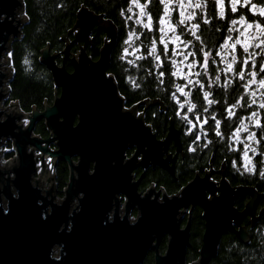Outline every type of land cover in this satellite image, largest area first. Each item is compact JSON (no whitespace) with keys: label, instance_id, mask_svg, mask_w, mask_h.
Listing matches in <instances>:
<instances>
[{"label":"water","instance_id":"95a60500","mask_svg":"<svg viewBox=\"0 0 264 264\" xmlns=\"http://www.w3.org/2000/svg\"><path fill=\"white\" fill-rule=\"evenodd\" d=\"M23 12V0H0V101L9 90L4 82L12 75L11 44L22 37L28 21ZM95 26L106 35L97 59L86 50ZM116 38L111 20L81 5L72 27L60 38L65 41L62 51L51 52L48 42L40 49L38 58L56 89L52 102L44 97L43 108L31 105L29 114L19 109L16 99L0 105V144L4 139L12 143L0 148V264H142L149 252L153 264H210L225 232L247 243L244 217L253 226L264 213V205L255 213L264 193L251 185H232L224 159L219 169L211 168L212 153L209 171H196L176 193L156 189V184L138 190L149 167L174 176L176 155L169 152L170 143L175 153L182 145L171 117L163 138L146 123L148 105L157 102L165 109L158 98H144L124 109L125 100L107 72ZM75 44L78 50L72 53ZM41 120L46 137L33 134ZM9 149L14 155L3 159L2 152ZM60 161L67 165L68 180L63 198H55L54 166ZM139 168L143 171L135 179ZM213 171L220 172L218 180L211 178ZM239 194L248 196L241 209L234 204ZM196 206L204 229L197 258L187 261ZM133 210L136 216L131 219Z\"/></svg>","mask_w":264,"mask_h":264},{"label":"trees","instance_id":"16d2710c","mask_svg":"<svg viewBox=\"0 0 264 264\" xmlns=\"http://www.w3.org/2000/svg\"><path fill=\"white\" fill-rule=\"evenodd\" d=\"M23 1L28 21L22 28V37L15 39L11 44L14 73L10 82L11 98L17 99L23 109L30 110L31 105L42 109L44 97L46 102H52L56 89L49 70L38 58L41 52L40 49L46 47V42H48L51 52L62 51L65 41L60 38L72 27L76 12L81 5H85L96 13L106 14L116 27V44L111 51L107 72L113 75L118 91L125 100V105L133 106L144 98H158L165 106L164 110L163 108L159 109V104L153 102L145 110L144 119L146 123L151 125L152 131L158 138L165 136L170 117L182 128L185 123L182 121L181 116L183 112L187 113L194 121L199 109L202 113V119H210L211 114L203 111L204 104L207 102L203 101L200 95L197 96L198 85H189L187 87L193 94L192 102L197 105L193 111H188L187 105L181 109L177 99L170 95V92L173 91L178 95L179 101L184 99L181 98V94L176 92L175 85L178 84L179 79L171 75V72L174 71V67L171 65L174 55L168 53L167 56H163L160 52L163 45L159 44L158 41V28L160 26L157 22V14L160 8H157V4L151 9L154 11V22L153 30H149L141 24L124 20V14L128 11L126 7L127 0ZM223 26L222 24L217 26L214 24H203L202 35L199 39L201 47L199 48H211L213 55H215L216 50H219L224 40L222 36ZM132 28L139 34L140 38L135 40V43L130 46L125 41L129 39L127 37L128 31L132 30ZM105 36V33L97 26L93 28L92 43L86 49L93 59L98 58L100 46L103 44ZM152 39L157 40L158 54L162 55L163 65L159 68L154 57L150 55V40ZM186 40L189 41V38ZM190 43L198 54V40L190 39ZM134 46L135 49H133ZM125 49H127V52H125ZM76 50H78V46L75 44L70 51L76 53ZM243 56V49L237 45V60H242ZM214 58L219 61L218 56H214ZM57 61L60 63L61 58L58 57ZM65 67L69 71L72 69L68 61L65 62ZM236 67L240 68V64L234 66V68ZM213 70H215L214 73ZM213 70L209 71L208 76H202L200 80L201 83L205 84V88L212 93L210 98L217 101L210 107V111L216 112V119L221 120L220 131L224 133V136L223 138L217 136L215 128L210 126L214 124H209L207 148L205 149L204 147L199 153L204 155V164L201 167L208 166L212 153V164L215 167L219 168L221 161L224 159L225 176L232 185H251L259 192L264 193V175H261L264 172V164L255 166L253 171H248L243 164L242 146L239 145V150H232L228 142L227 131H229L230 127L228 126L227 108L239 96L241 86L238 85L241 82H236L235 78L234 81L231 73L225 74L219 68ZM161 71L165 73L163 77L159 75ZM215 76H220V84L213 83ZM161 80H163V83H161ZM229 80L232 83L229 86H224ZM35 133L42 137L47 136L42 120L35 126ZM188 144L186 142V146ZM127 153L130 154L131 151ZM185 155L184 160L178 163L174 176L160 167L154 169L150 167L146 172L148 177L146 181H142L139 190H145L150 186L151 182H154L158 187H163L168 194L176 193L180 187L193 177L195 169H198V153L195 155L191 154V152H185ZM67 180V165L65 162L60 161L56 167V181L59 190L66 186ZM246 199V194H239L235 197L234 204L241 209ZM190 222L189 246L186 252L187 261H192L198 256L201 234L204 229V222L199 207H195L192 210ZM244 225L249 233L247 243L240 242L233 233L225 232L219 242L217 254L210 264H264V213L253 226L249 225V221H245ZM166 240V238H162L165 244ZM164 248L165 245H163ZM142 264H153L152 252L146 255Z\"/></svg>","mask_w":264,"mask_h":264},{"label":"snow or ice","instance_id":"6c2138e0","mask_svg":"<svg viewBox=\"0 0 264 264\" xmlns=\"http://www.w3.org/2000/svg\"><path fill=\"white\" fill-rule=\"evenodd\" d=\"M157 2L162 3L164 5L163 17H161L159 13L157 14V22L160 26L158 28V31L160 33L158 41L159 44L163 45V48L160 49V52L163 54V56H167L170 51L169 43L175 44L177 49H179L181 44L184 45V48H187L189 46V42L182 40L181 36L177 34V27L180 25H184L185 27H187L188 22L196 18V13L194 11L190 12L188 11V9H199L201 12H203L204 9L207 7V0H157ZM150 3L151 0H145L143 4L140 2V0H131V5L139 9V13L137 15L140 18L136 20V23L143 25V27L146 29L153 30L152 15L146 11L148 4ZM216 5H219V16L223 18L225 16V0H214L213 7L215 8ZM230 5L231 12H237L238 6H240L248 8L249 11L258 15L259 17L264 18V0H259V4L254 3L253 0H230ZM133 7H129L128 11L132 12ZM176 11H178L180 19L176 20L174 24L172 22L171 13ZM144 17L147 18V22H145V20L143 19ZM129 19H131V17H129ZM209 22L210 21L208 20H204V23ZM231 24L232 28L228 29V31L230 33L236 32L238 35L236 38H233L232 35H229L227 37V41L231 43L229 44L228 42H225L221 46V51L228 50L226 52V55L224 57H221V59L224 60L226 63V67L222 69V71L225 72V74L231 73L233 77H237L240 81H244L242 85L238 86H242L244 89H248L245 95L250 97L251 99L250 103L248 101H245V103L241 104L240 107H251L252 105H256L258 103L257 93H259L261 100L264 101V91H262L264 90V76L260 75L261 73H264V63L261 64L258 71L247 70L249 67L255 69L257 63L255 60L257 53L251 51V49L258 48L264 51V21H250L242 14L239 20H231ZM237 25H240L243 28V31H241V28L236 27ZM199 27V23H193L191 25V28L188 29L191 35L196 37L197 40L200 39V37L196 35V30H198ZM169 33H171L172 35H169ZM139 38L140 36L136 32H130L129 39L125 41V43H128L131 46V44L135 43V40ZM150 44V55L154 57L155 61L157 62V67L159 68L163 65V60L162 55L158 54L157 40H150ZM237 45H239L243 49V53L247 54V56L240 61L237 60ZM125 52H127V49H125ZM228 54H231L232 57L230 61L227 60ZM175 55L183 56L184 59L180 61L173 59L171 61L172 67L176 69L174 72H171V75L179 76L185 81H187L186 84L175 85L176 92L180 93L184 97H187L188 99L184 100L183 103H180L175 93H173V98L177 99V102L180 103L181 109H183L185 105H187L188 111H193L196 109L197 105L192 102V92L185 91V89L189 85H198L200 89H204L205 84L201 83L200 80L194 81L190 78L191 75H201L200 72L193 73L192 69L199 65L203 68L204 74L207 75L210 69L209 60L211 58L212 62L214 63L215 58L213 57V54L211 52H203L202 62L193 59L191 63L185 65L184 61L187 60L189 57L194 58L196 56V53L189 52L187 55H185L184 51L180 50L175 51ZM217 55H219V53H217ZM237 64L244 66V70H241L238 67L234 68V65ZM185 67L189 70L187 73L184 71ZM214 71L215 70H213V73ZM159 75L160 77H163L165 73L161 71ZM257 77L260 78L257 79ZM220 80V76H215L213 83L220 84ZM161 83H163V80H161ZM231 83L232 81L229 80L224 86H229ZM253 85H256L255 89H253ZM211 95L212 93L210 91L203 92V99L207 101L209 107L217 103L215 99L210 98ZM239 99L242 100L243 97ZM238 103L239 100L237 102H234L232 107L227 109L229 117L236 116V112H234L233 109L236 108ZM258 107L260 109H264V102H260L258 104ZM207 110V108L203 109V111ZM182 118L185 119L186 122L193 128L197 127L198 125L203 128L204 124H208V118L202 119L199 115L195 116V121L197 123H193V120L189 119L187 115ZM210 119L214 122V125L210 126H213L215 128L216 135L223 138L224 133L220 131L221 120H217L215 116H211ZM237 119H239V117H237ZM245 119L253 127L261 129L260 135L261 137H264V123H262L260 114L257 111L253 110L250 116L245 117ZM249 123H241L240 127L236 128V130L231 133V136L234 140L240 142L241 132H246L248 133L246 138L247 141H253L256 144H259L260 140L257 139V133L250 131ZM196 139H199V137H196ZM249 152L256 153V148L252 147L251 144L244 142V159L246 161L245 167L248 171H253L254 166H249L251 165L252 160V157L249 156ZM260 155H264V153H260ZM261 175H264V172H262Z\"/></svg>","mask_w":264,"mask_h":264},{"label":"flooded vegetation","instance_id":"af4514ba","mask_svg":"<svg viewBox=\"0 0 264 264\" xmlns=\"http://www.w3.org/2000/svg\"><path fill=\"white\" fill-rule=\"evenodd\" d=\"M140 2L143 4L145 2V0H140ZM254 3H258L259 4V0H253ZM213 3H214V0H207V7L204 9L203 12H201L199 9H188V11L190 12H195L196 13V18L192 21H190L187 25V27H185L184 25H180L177 27V34L181 36V39L184 40V41H187L186 39L189 38V46L186 48V50L188 52H195V49L194 47H191V43H190V39L193 40V39H196V37L192 36L191 33L189 32L188 29H190L189 26H191L193 23H199L200 27L198 30H196V35L201 37L202 35V28H203V24H214L215 26H217L218 24H222L224 25L223 26V42L221 43L220 47L224 44L225 41H227V37L229 35H232L233 38H236L237 37V33L236 32H229L228 29L232 28V24H231V20H239L240 19V16L243 14L246 18H248L250 21H264V18L262 17H259L258 15L254 14L253 12L249 11L248 8H245V7H240L238 6V11L237 12H231L230 8H231V5H230V0H225V16L223 18H221L219 16V11H220V8H219V5H216L215 8L213 7ZM157 4V8H160V10L158 11L159 15L161 17H163V7L164 5L162 3H158L157 0H151V3L148 4V7L146 9V11L148 13H150L152 15V18H153V22H154V11L151 10L153 9V7H155V5ZM126 7L127 9L129 7H133L131 5V0H127V3H126ZM215 13V14H214ZM104 15V18L105 19H109L106 14L102 13ZM129 17H131V19H129ZM171 17H172V22L175 24L176 20L180 19L179 17V13L178 11L176 12H172L171 13ZM139 17L137 16V10L133 7V11L132 12H129L127 11L126 14H124V20H126L127 22H132V23H136V20L138 19ZM110 20V19H109ZM204 20H208L210 21L209 23H204ZM208 28V26H207ZM217 28V27H216ZM130 32H135L134 29L132 28V30L128 31V35L127 37L129 38V33ZM137 33V32H136ZM138 34V33H137ZM139 35V34H138ZM160 35V33H159ZM200 42L198 40V48L201 47L200 45ZM239 46V45H238ZM240 47V46H239ZM216 48V47H215ZM169 54L172 52L173 48H172V45L171 43H169ZM220 49V48H219ZM218 49L216 50L215 52V55L214 56H218L217 53H218ZM251 51H254L257 53L256 57H255V60H256V68L255 69H252V68H248L247 70L248 71H258L261 64L264 63V51H262L261 49H258V48H253L251 49ZM203 52H211L213 54V50L210 48V49H201L199 48L198 49V54L197 52L196 53V56L197 58H194L195 60L197 61H200L202 62V56H203ZM225 54L224 52H222L218 57H219V61H216L213 63L212 62V59L210 58L209 60V65H210V69L209 71L213 70V69H224L226 67V63L224 60L221 59V57H224ZM247 56L246 53H244V56H243V59ZM231 55L230 57L227 55V60L230 61L231 60ZM251 63V62H250ZM235 66V65H234ZM240 69L241 70H244V66L240 65ZM194 72H200V76H194L192 77L191 79L192 80H200L202 76H208V73L207 75L204 74V70L201 66L197 65V67L194 68ZM261 76H264V73H261L260 74ZM176 78L179 79V82H183L182 84H186L187 81H185L184 79H182L181 77H177ZM232 78L236 79V82L240 81L237 77H233ZM260 77H257V79H259ZM234 79V81H235ZM246 79H247V72H246ZM201 81V80H200ZM242 85L244 83V81H240ZM234 86V85H232ZM253 89L256 88V85H253L252 86ZM187 89V88H186ZM188 90V89H187ZM189 91V90H188ZM204 91H208L206 88L204 89H200L199 86H198V95H200L203 99V92ZM248 91V89H244L242 86H241V91L239 92V96L236 98L235 102H237L239 100V103L237 104L236 108L233 109L234 112H236V116H233V117H229V123H228V126L230 127L229 131H227V135H228V142H229V145L230 147L232 148V150H239V145L242 146V149H243V153H242V159H243V164L245 165L246 164V161L244 159V142L246 143H249L252 145V147L256 148V153H252V152H249V156L252 157V160H251V165H249L250 167L251 166H257V165H260V164H264V155H260V153H264V137H261L260 133H261V129H258V128H255L253 127L246 119L245 117L247 116H250L251 112L253 110L257 111L259 114H260V118H261V121L262 123H264V109H260L258 107V104L260 102H264L261 100L260 96H259V93H257V100H258V103L256 105H252L251 107H240L241 104H244L245 101H248L250 103V97L246 96L245 93ZM264 91V90H262ZM173 91L170 92V95L173 96ZM171 97V96H170ZM177 99L179 98L178 95H176ZM211 97V96H210ZM243 97V99H239ZM203 101H205L203 99ZM207 102V101H206ZM205 107L204 108H207L208 110L207 111H204L205 113H210V117L211 116H215L216 117V112L214 111H210V107L208 106V104H204ZM233 103L230 104L228 106V108L232 107ZM227 108V109H228ZM187 114V113H186ZM228 114V112H227ZM188 115V114H187ZM198 115L202 117V113L200 112V110L198 109ZM180 116V115H179ZM181 116H185V113L183 112ZM237 117H239V119H237ZM171 119L173 120V118L171 117ZM193 120V119H191ZM211 119H208V124H204L203 125V128H201L199 125L196 127L198 128V137L199 139L197 140H194V137L191 139L194 142H196L195 144L197 145V141H198V169H195L194 171V174L195 172L197 171L200 175H203L204 174V169L207 171L209 170V163H208V166L202 168L201 166L204 164L203 162V156L202 154H199L200 153V150L203 149L205 147V149L207 148V145H208V142H209V138H208V129H209V124L210 123H213L212 120L210 121ZM169 121H170V118H169ZM168 121V122H169ZM174 122V120H173ZM193 123H197L194 119ZM241 123H249V129L250 131L252 132H256L257 133V139L260 140V143L259 144H256L254 143L253 141H247L246 138H247V135L248 133L246 132H241V135H240V142H237L236 140H234L231 136V133L234 132L236 130V128L240 127V124ZM169 125V123H168ZM174 125L175 127L179 130L180 132V142H181V145H182V148H181V152L179 153H175V146L173 144V142L170 143V147H169V152L172 153V155H176V158H175V171L174 173L176 172V167L178 165V163L181 161L184 160V158L186 157L185 155V152H188L190 153L191 149H188V145L186 146V142L189 143V138L188 139H185L184 136H183V132H182V129H181V126H178L175 122H174ZM37 126V124L35 125ZM168 130V129H167ZM167 133V132H166ZM206 133V135H205ZM163 138V137H162ZM182 153V155H181ZM191 154H193L191 152ZM197 155V154H195ZM213 157V156H212ZM213 161V158L211 160V168L213 170H217L219 169L218 167H215L212 163ZM57 167V166H56ZM158 167V166H156ZM156 167H151L152 169L156 168ZM150 168V167H149ZM149 168H147L144 172H143V177L141 179V182H140V185L142 184V181H146L148 175H146V172L149 170ZM143 169H137L134 171V174L136 175L135 179H137L139 177V175L142 173ZM168 172V171H167ZM169 173V172H168ZM170 174V173H169ZM171 175V174H170ZM211 178L213 179H219L220 178V172L219 171H213V174L211 175ZM228 179V178H227ZM155 183L154 182H151L149 185H152ZM139 185V187H140ZM149 187V186H148ZM147 187V188H148ZM161 187V186H159ZM146 188V189H147ZM163 188V187H161ZM145 189V190H146ZM164 189V188H163ZM139 190V188H138ZM143 190V191H145ZM165 190V189H164ZM140 191V190H139ZM143 191H140V192H143ZM247 196V195H246ZM248 200V196H247V199L246 201ZM264 205V198H262L261 200L258 201L256 207H255V213L257 214L259 209ZM198 207V206H196ZM195 208V207H194ZM193 208V209H194ZM245 221H248V216L244 217L242 223ZM185 223V219L183 220L182 222V225ZM243 223V224H244Z\"/></svg>","mask_w":264,"mask_h":264},{"label":"rangeland","instance_id":"374dc122","mask_svg":"<svg viewBox=\"0 0 264 264\" xmlns=\"http://www.w3.org/2000/svg\"><path fill=\"white\" fill-rule=\"evenodd\" d=\"M135 8V7H134ZM136 10H137V14L139 13V9L138 8H135ZM138 16V15H137ZM139 17V16H138ZM140 18V17H139ZM144 20H145V22H147V18L146 17H144L143 18ZM188 24H190L189 22H188ZM187 24V25H188ZM190 28H191V26H189ZM236 27H238V28H241V31H243V28L240 26V25H237ZM169 35H172L171 33H169ZM238 35V34H237ZM242 39V38H241ZM225 42H228L229 44L231 43V42H229V41H225ZM224 42V43H225ZM171 45H172V48H173V50H172V52L170 53V54H172V55H174V58L173 59H175V60H177V61H180V60H183L184 59V57L183 56H178V55H175V51H180V50H182V51H184V53H185V55H187L189 52L186 50V48H184V45H180V47H179V49H177L176 48V45L175 44H172L171 43ZM133 49H135V46L133 47ZM228 50H225V51H221V47H220V49H219V51H218V53H219V55L222 53V52H224V54L226 55V52H227ZM218 55V56H219ZM230 55L231 54H228V56L230 57ZM194 58H196V57H194ZM193 57H189L187 60H185L184 61V63H185V65L186 64H188V63H191L192 62V60L194 59ZM59 63V62H58ZM176 69L174 68V71H175ZM173 71V72H174ZM184 71L187 73L189 70L185 67L184 68ZM192 72L193 73H195L194 72V68L192 69ZM195 75H191V77L190 78H192V77H194ZM177 77H179V76H177ZM183 82H180V83H178V84H182ZM185 91H188L187 89H185ZM178 94H180V93H178ZM181 98H184V99H181L180 100V103H183V101L184 100H186V99H188V98H185L184 96H181ZM179 103V104H180ZM31 110V109H30ZM30 110H28V111H30ZM185 115H187L186 113H185ZM183 117V116H182ZM187 117L189 118V119H191V117L189 116V115H187ZM182 121L183 122H185L186 123V125H185V123L182 125V132H183V136H184V138L185 139H190L189 140V144H188V149H191V151L190 152H192L193 154H197L198 153V146L195 144V143H193V141L191 140L193 137H194V140H197L196 139V137H198V128H193V127H191L187 122H186V120L185 119H183L182 118ZM35 131V130H34ZM207 171H209V170H207ZM55 174H56V167H55ZM213 180H218V179H214L213 178ZM152 185H154V184H152ZM156 189H161L160 187H158L157 185H156ZM162 190H164L163 188H162ZM165 191V190H164ZM136 216V212H135V210H133L132 212H131V217H135ZM132 219V218H131ZM164 238H166V236L165 237H163V239ZM167 239V238H166ZM166 243H167V240H166ZM161 247H160V250L163 252V250L165 249H163V245H165V247H166V244L165 243H163V241H161Z\"/></svg>","mask_w":264,"mask_h":264},{"label":"built area","instance_id":"2783aa9c","mask_svg":"<svg viewBox=\"0 0 264 264\" xmlns=\"http://www.w3.org/2000/svg\"><path fill=\"white\" fill-rule=\"evenodd\" d=\"M25 4V3H24ZM25 15H26V17H27V20H28V16H27V14H26V12H23ZM22 32V31H21ZM7 54V52H4L3 53V55L5 56ZM10 67L12 68V75H11V80H12V77H13V73H14V67H13V64H12V59H11V47H10ZM11 80L10 81H5L4 83H5V85L6 86H8V88H9V90H8V92H7V95H6V97L5 98H2V100L0 101V105H2V106H6V105H8V102L10 101V100H12V101H14L15 99L14 98H11V86H10V82H11ZM120 96L123 98V96L120 94ZM17 100V99H16ZM17 104H18V107H19V109L21 110V111H23V112H28V114L30 113V111H28V110H25V109H23L22 107H21V105H20V103H19V101L17 100ZM132 106H126V105H124V109H130ZM139 112H140V110H139ZM20 121V119L19 120H17V122H19ZM33 134H37V133H35V131L33 132ZM38 136H40L39 134H37ZM42 137V136H41ZM3 142H4V144H0V148L1 149H3V148H10V147H12V143H11V139L10 140H8V139H4L3 140ZM28 147H31V145H28ZM53 148V147H52ZM28 150H29V148H28ZM34 152L35 153H37L38 151H36L35 149H34ZM14 149H9V150H7V151H3L2 152V158L3 159H7V158H9V157H12L13 155H14ZM49 158H50V156H48ZM35 177H37L38 175H37V170H35V175H34ZM54 178H55V180H54V187L56 188V190H57V192H56V197L55 198H63V195H64V193H63V188L61 189V190H59V188H58V184H57V181H56V174H54V176H53ZM40 183V182H39ZM44 188H48L49 187V185H44L43 186ZM65 187V186H64ZM132 219H133V217H132Z\"/></svg>","mask_w":264,"mask_h":264},{"label":"bare ground","instance_id":"6f19581e","mask_svg":"<svg viewBox=\"0 0 264 264\" xmlns=\"http://www.w3.org/2000/svg\"><path fill=\"white\" fill-rule=\"evenodd\" d=\"M9 175L11 174V171L8 173ZM54 174H55V166H54ZM7 175V173L5 174V176ZM33 177H34V175H33ZM32 183L34 184L35 182H34V180H32Z\"/></svg>","mask_w":264,"mask_h":264}]
</instances>
